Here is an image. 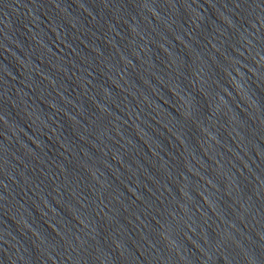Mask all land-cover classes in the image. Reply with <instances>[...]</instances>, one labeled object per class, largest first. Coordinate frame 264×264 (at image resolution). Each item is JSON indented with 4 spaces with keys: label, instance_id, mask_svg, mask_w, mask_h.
I'll use <instances>...</instances> for the list:
<instances>
[{
    "label": "water",
    "instance_id": "1",
    "mask_svg": "<svg viewBox=\"0 0 264 264\" xmlns=\"http://www.w3.org/2000/svg\"><path fill=\"white\" fill-rule=\"evenodd\" d=\"M0 264H264V0H0Z\"/></svg>",
    "mask_w": 264,
    "mask_h": 264
}]
</instances>
